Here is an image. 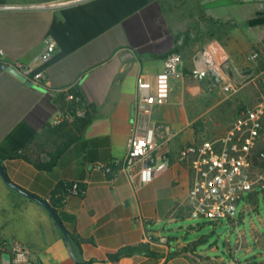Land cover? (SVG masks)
I'll list each match as a JSON object with an SVG mask.
<instances>
[{"label": "crops", "instance_id": "obj_1", "mask_svg": "<svg viewBox=\"0 0 264 264\" xmlns=\"http://www.w3.org/2000/svg\"><path fill=\"white\" fill-rule=\"evenodd\" d=\"M197 10L212 27H232L264 17V2L0 0V51L10 61L44 69L47 83L30 87L0 69V160L14 184L44 201L58 202V215L85 262L192 264L202 255L195 247L198 240L178 237L173 247L172 238L163 236L166 231L197 230L187 224L192 175L188 165L178 160L180 150L220 138L230 128L202 121L201 87L209 81L186 75L209 43L201 45L192 29L181 36ZM48 39L56 42L57 50L42 67L36 61ZM172 52L181 56L178 75L170 81L166 104L154 107L150 117L160 127L157 140L169 167L145 184L136 172L97 169L122 160L134 127L146 125L148 118L136 106L138 94L142 88L154 89ZM233 69L234 75L249 77ZM89 107H95V117L73 140L67 135L69 125L84 118ZM232 109L237 116L240 109L235 105ZM61 148L52 171L10 157L27 152L47 162ZM62 183L79 184L83 195L59 190ZM0 243L8 251L14 246L26 248L30 264H77L48 210L11 188L1 174ZM141 244H149L158 256L135 255L117 263L108 259L125 247Z\"/></svg>", "mask_w": 264, "mask_h": 264}, {"label": "built area", "instance_id": "obj_2", "mask_svg": "<svg viewBox=\"0 0 264 264\" xmlns=\"http://www.w3.org/2000/svg\"><path fill=\"white\" fill-rule=\"evenodd\" d=\"M56 50V42L46 40L36 62L45 67L54 57ZM258 58L257 52L250 56L252 61ZM180 60L179 53H170L165 59L164 70L156 77L154 89L140 90L136 106L140 113L148 118L147 123L143 129L134 127L125 157L114 163L120 169L136 172L142 184L152 181L157 174L169 167V160L160 151L162 146L157 140L160 127L151 123L150 117L154 107L162 106L168 101L170 81L178 75ZM1 66L14 70L26 83L47 86L44 69L36 70L31 65L10 61L4 57L2 51ZM230 71L235 72L230 66L229 54L218 41H211L197 58L195 69L186 75L199 81L208 80L212 86L232 97L248 82H245V79L236 81L230 76ZM253 81L255 78L250 82ZM262 83L263 90L257 104L243 105L224 136L188 145L180 150L178 160L188 165L192 175L188 195L191 218H205L216 226L221 225L223 221L233 225L237 222L238 206L242 201L249 203L250 196L257 193V189L264 195V173L256 174L258 163L264 165V79ZM76 101L79 102L80 99L76 98ZM96 167L99 170L105 168L108 172L112 171L111 166ZM80 193V185L72 184L70 194ZM47 203H51V199H48ZM244 212L245 209L242 214ZM7 251V246L0 243V253L11 254L12 264H30V253L26 248L14 246ZM226 264L242 263L235 258Z\"/></svg>", "mask_w": 264, "mask_h": 264}, {"label": "rangeland", "instance_id": "obj_3", "mask_svg": "<svg viewBox=\"0 0 264 264\" xmlns=\"http://www.w3.org/2000/svg\"><path fill=\"white\" fill-rule=\"evenodd\" d=\"M174 4L177 5V2ZM185 10L186 13L191 14L188 8ZM199 12L197 10L196 17L191 18L190 24L188 21L181 36H187L189 30L192 29L201 45L212 40H219L230 56V66L240 71L242 76L249 75V77L240 78L238 74L234 75L235 72L230 71L232 78L237 77L234 78L236 81L240 82L245 79V82H248L244 89L232 97L222 93L210 82L201 87L203 92L200 102L205 111L202 121L218 122L221 124L220 127L225 129L229 125L231 126L235 120L236 113L232 109L233 105L240 109V103L245 102V105L253 106L259 101L264 79V25L250 26L248 22L241 25L234 24L232 27H212L208 21L199 17ZM256 52L259 54V58L255 61L250 60V56ZM254 78L255 81L250 82ZM258 166L256 174L264 173V165L258 163ZM243 209L245 212L242 214ZM187 224L197 228L195 233L187 230L166 231L163 236L172 238L170 244L173 247H175L178 237L183 241L198 240L195 247L202 255L196 256L191 261L192 264H226L235 258L242 264L264 262V195L260 189L250 196L249 203L242 201L239 204L237 222L233 225L223 221L221 225L216 226L205 218L193 219L191 217ZM227 227L228 229L223 232L217 231V229Z\"/></svg>", "mask_w": 264, "mask_h": 264}, {"label": "trees", "instance_id": "obj_4", "mask_svg": "<svg viewBox=\"0 0 264 264\" xmlns=\"http://www.w3.org/2000/svg\"><path fill=\"white\" fill-rule=\"evenodd\" d=\"M250 26H257V25H264V17H258L256 19H252L249 21ZM69 94L75 99L77 97V94L74 91H70ZM96 109L95 107H89L86 115L84 118H76L74 123L70 124V130L67 133V135L72 138L73 140L77 139L82 135V133L86 130L88 125L91 123L93 118L95 117ZM63 153V149H57L54 153L50 154V160L47 162H43L39 158H34L31 156V154L24 152V153H16L10 157H17V158H23L26 161L32 163L36 168L39 170H45V171H52V169L56 166L60 156ZM112 170L119 169L120 167L117 165L111 166ZM59 190L66 189L67 193L70 194L71 185H67L65 183H62L58 187ZM80 195H83L84 190L80 187ZM254 197V196H253ZM58 200V199H57ZM47 202V201H46ZM51 207H53L56 211L58 210V202H51L48 203ZM74 250L77 255V264L78 262H84L86 264H91L90 262H85L83 260L82 250L77 245H75ZM76 248V249H75ZM135 255H143L150 258H156L158 255L155 251L151 249V246L149 244H141L138 246H130L125 247L118 251L114 255H109L108 259L109 261L113 263L119 262L122 258L126 257H133Z\"/></svg>", "mask_w": 264, "mask_h": 264}, {"label": "water", "instance_id": "obj_5", "mask_svg": "<svg viewBox=\"0 0 264 264\" xmlns=\"http://www.w3.org/2000/svg\"><path fill=\"white\" fill-rule=\"evenodd\" d=\"M0 69L2 70H6L10 73H12L13 75H15L16 77L20 78L21 80L24 81V79L18 74L16 73L14 70H11V69H5V67L1 66ZM28 86L32 87L33 85L31 83H27ZM42 90V89H41ZM0 174L2 175L4 181L13 189H15L16 191H18L19 193H21L22 195L40 203L41 205H43L47 210L48 212L50 213V215L52 216V218L54 219V221L56 222V224L58 225V227L60 228V230L62 231L63 233V236L65 238V241L68 245V248H69V251H70V254L71 256L73 257V259L75 261H77V255H76V252L74 250V247L72 245V242H71V239H70V235L67 231V229L65 228L62 220L60 219L59 215H58V212L53 208L51 207L46 201H44L43 199H40L38 197H35L34 195L26 192L25 190H23L22 188H20L19 186H17L16 184H14L10 179L9 177L7 176L6 174V171L4 169V166H3V163L2 161L0 160ZM228 229L227 228H223V229H217L218 232H223L224 230ZM2 264H12V257H11V254L9 253H3L2 254ZM78 264H86L84 262H78Z\"/></svg>", "mask_w": 264, "mask_h": 264}]
</instances>
